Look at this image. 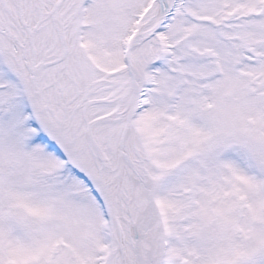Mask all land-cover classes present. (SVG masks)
I'll use <instances>...</instances> for the list:
<instances>
[{
  "label": "snow or ice",
  "instance_id": "snow-or-ice-1",
  "mask_svg": "<svg viewBox=\"0 0 264 264\" xmlns=\"http://www.w3.org/2000/svg\"><path fill=\"white\" fill-rule=\"evenodd\" d=\"M0 264H264V0H0Z\"/></svg>",
  "mask_w": 264,
  "mask_h": 264
}]
</instances>
